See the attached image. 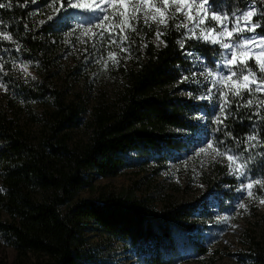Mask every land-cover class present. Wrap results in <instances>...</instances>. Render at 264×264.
<instances>
[{"label": "trees", "instance_id": "16d2710c", "mask_svg": "<svg viewBox=\"0 0 264 264\" xmlns=\"http://www.w3.org/2000/svg\"><path fill=\"white\" fill-rule=\"evenodd\" d=\"M11 3V8L0 9V31L12 37H0V61L6 67L0 71V82L7 88L0 103V211L8 216L0 220V232L20 255L44 254L46 262L39 264H94L82 259L79 248V230L88 221L128 243L143 264H174L189 254L205 253L212 226L206 225L204 217L211 212L204 205L198 207V201L165 200L158 208L149 196L126 191L100 193L96 199L75 195L91 185L93 175H116L135 164L132 151L162 163L170 152L192 147L201 137L233 151L253 168L254 178L264 180V109L257 116L255 107L238 106L250 98L247 92L242 99L229 93L227 119L217 124L221 93L226 89L213 84L208 89L200 78L182 77L192 70L186 50L200 55L212 70L218 69L226 50L197 36H183L184 29L173 25L180 17L170 16L161 35L163 45L155 47L148 41L154 23L134 21L136 31L147 40L143 56L125 71L115 100L93 107L84 138L71 143L81 125L83 106L47 78L57 41L76 18L66 2L59 15L52 0ZM210 5L211 10L232 17L250 6V0H210ZM48 6L52 12L38 18ZM255 10L252 23L261 27L254 34L264 35L261 0H256ZM11 61L31 63L37 76L22 79L9 68ZM180 88L189 94H179ZM201 110L203 122L194 117ZM250 135L258 137L256 147L249 148ZM250 252L253 264H264L263 253Z\"/></svg>", "mask_w": 264, "mask_h": 264}, {"label": "rangeland", "instance_id": "374dc122", "mask_svg": "<svg viewBox=\"0 0 264 264\" xmlns=\"http://www.w3.org/2000/svg\"><path fill=\"white\" fill-rule=\"evenodd\" d=\"M248 7L235 12L233 16L248 10ZM71 10L76 20H70L71 26L60 35L57 41L51 62L53 70L47 80L50 84H56L65 89L67 97H74L81 101L83 106L81 125L73 132L71 139L73 143L75 140L84 138L85 124L89 120L93 107L115 100L123 88L125 71L143 56L147 40L142 32H137L136 29L133 32L127 28L119 36L109 37L107 32L100 36L101 30L95 25L100 23L99 17L103 15L102 13L73 8ZM51 12L52 8L48 6L37 17L43 18ZM219 13L223 14V12ZM87 14L90 15L89 20L85 18ZM168 21L169 17H167V24ZM182 22L188 23L185 17L180 16L179 19L173 20V25L177 27ZM131 23L134 26V21ZM152 23L155 25V31L148 41L155 47H160L163 41L161 36L157 37L156 32L163 33L167 25L160 24L158 21ZM231 26L230 23L229 27ZM85 28H90L91 32L84 34ZM182 28L183 36H193L190 29H195L196 36H199V29L194 24H189L188 29ZM253 35L256 34L245 33L240 39ZM123 36H127V40L121 44L120 40ZM113 41L116 42L113 43ZM109 52L115 54L118 63L112 62ZM186 53L192 62L191 75L187 79L200 78L205 81L209 89L215 77L209 76L208 73L229 74L226 66L229 56L227 51L222 56L218 69L215 70L203 64L200 55L192 54L187 50ZM0 64L3 65V69L6 68L5 63L0 61ZM8 65L24 80L34 79L37 76L34 65L29 62L11 61ZM21 65L28 66L27 72L22 70ZM182 77L185 78L184 75ZM217 86L223 85L218 83ZM177 92L185 96L189 94L184 88H180ZM2 93L3 89H0V103ZM194 99L200 98L195 96ZM31 108L33 111L37 109L36 106ZM194 117L198 121H204L202 110ZM173 131L178 130L173 129ZM209 143L213 144L214 148H218L211 139L206 140L205 137H201L192 147L170 152L171 157L162 163H157L150 157H139L132 151L130 155L133 156L135 164L124 167L116 175L106 177L93 175L91 185L78 190L75 197L96 199L100 193L126 191L136 197L149 196L158 208L165 200L198 201V207L204 205L211 212L208 217H204L206 225L212 226L207 251L200 255L189 254L174 264H253L249 256L250 251L264 254V204H261L257 198H248L240 189L241 185L246 184L249 179L257 178H254L253 168L248 164H246V175L241 177L239 174H232L226 157L216 156L213 149L202 153L201 149H207ZM218 149L235 155L231 150ZM218 167L223 168L218 170ZM253 191L254 196L264 197V191H261L259 186ZM240 203L247 206V211L239 208ZM7 219V214L0 211V220ZM79 237L82 241L79 248L85 262L89 260L94 264H143L137 252L128 243L105 234L91 221L80 228ZM45 260L46 256L41 253L28 251L25 255L18 254L5 234L0 232V264H39L46 262Z\"/></svg>", "mask_w": 264, "mask_h": 264}, {"label": "snow or ice", "instance_id": "6c2138e0", "mask_svg": "<svg viewBox=\"0 0 264 264\" xmlns=\"http://www.w3.org/2000/svg\"><path fill=\"white\" fill-rule=\"evenodd\" d=\"M65 2L73 9L102 13L103 15L99 17L100 23L95 25L101 30L100 36H103L105 32L109 37L119 36L126 28L135 32L132 21L138 23L143 19L145 25H149L150 21H158L160 24L167 25L169 16L173 19L180 16L185 17L188 23L182 22L177 27L182 26L188 29L189 24H194L199 29L197 39H202L213 45L219 44L229 53L226 60L228 75L208 73L209 76L215 77L213 87L219 83L226 89L221 93V103L218 105L220 115L216 117V123L223 124L227 119L226 109L231 106L228 99L229 93L234 98L242 99L243 93L247 92L250 98L243 105L238 106L255 107L257 116H260V110L264 109V98H262L264 97V35H253L240 39L245 33H255L256 29L261 27L259 22L252 23V18L257 15L256 0H250L248 10L233 17L211 10L210 0H91V2H87V0H52V7L57 15L62 11ZM261 2L264 3V0ZM11 7V0H8V3H0V9ZM53 18L49 16V19ZM230 23L231 27H229ZM190 31L193 36H196L195 29H190ZM83 32L88 34L91 29L85 28ZM92 35H96V33H92ZM156 35L159 38L162 33L157 31ZM0 37L4 40L12 39L11 35L3 32H0ZM125 40H127V36H123L120 43L122 44ZM115 42L113 41V43ZM122 51H127V49H122ZM109 57L113 63H118L113 52H109ZM249 61H253V65H249ZM253 67L256 68V71H253ZM21 68L27 72L28 66L21 65ZM2 70L3 65L0 64V71ZM257 73L261 75L258 76ZM0 89L7 91L4 84H0ZM200 98L204 99L205 97ZM247 143L249 148H252L256 147L260 141L256 135H250L247 137ZM208 149H213L216 156L226 157L232 174H239L241 177L246 175L247 165L246 162H241V157L221 152L211 143L208 144L207 149H201V152H207ZM257 186L261 191H264V180L249 179L246 184L241 185L240 190L246 193L248 198H257L261 204H264V197L254 196L253 189ZM239 208L247 211V206L244 203H240Z\"/></svg>", "mask_w": 264, "mask_h": 264}]
</instances>
